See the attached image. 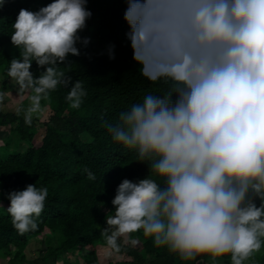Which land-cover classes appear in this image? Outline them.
<instances>
[{"label": "clouds", "instance_id": "9594fccd", "mask_svg": "<svg viewBox=\"0 0 264 264\" xmlns=\"http://www.w3.org/2000/svg\"><path fill=\"white\" fill-rule=\"evenodd\" d=\"M128 3L133 58L144 77L168 87L104 127L137 161L151 162L150 173L164 178V186L151 174L124 179L101 234L116 253L121 238L142 230L181 261L204 264L198 258L207 257V264H222L230 256L229 264H245L264 246V0ZM86 4L54 0L36 12L22 8L12 24L20 56L10 61L7 77L19 97L31 93L29 105L18 109L26 126L59 86L71 85L65 99L74 110L88 94L81 80L73 84L59 70L70 54L80 55L78 42H90L78 35L92 16ZM33 61L47 66L39 77L30 71ZM7 95L0 91V102ZM48 195L47 187L33 184L9 193L7 212L20 235L38 228Z\"/></svg>", "mask_w": 264, "mask_h": 264}, {"label": "trees", "instance_id": "16d2710c", "mask_svg": "<svg viewBox=\"0 0 264 264\" xmlns=\"http://www.w3.org/2000/svg\"><path fill=\"white\" fill-rule=\"evenodd\" d=\"M52 2L0 0V74L4 91L11 89L7 83L10 61L20 56V50L11 43L12 24L20 9L36 12ZM128 6V0H87L86 8L92 16L78 35L90 38V42H78L80 55L70 54L59 65L60 71L72 77L73 84L77 80L84 84L88 94L79 110L71 109L65 99L71 85L69 89L59 86L50 92L48 101H42L51 112L45 123L35 116L32 125L26 126L22 113L0 108V132L8 129L9 133L0 145V258L7 264H56L70 253H76V260H67L66 264H102L97 247L107 246L101 232L107 227V216L115 212L112 200L119 184L124 179L138 182L151 174L150 178L164 186V178L154 171L150 173L151 162L137 161L136 154L116 144L104 127L106 120L115 123L121 111L142 102L145 95L162 94L168 87L144 77L142 65L133 58L127 35L130 26L125 20ZM113 54L114 59L110 58ZM46 67L38 68L33 61L30 71L39 77ZM28 105L25 101L23 108ZM43 124L46 133L38 141L36 135ZM85 168L95 174L94 181L87 178ZM29 184L47 187L49 195L37 218L38 228L20 235L7 212L8 195L25 190ZM256 203L259 206V199ZM36 238H43L47 246L38 260L29 258L26 252ZM132 239L137 240L135 245ZM118 243L121 251H111L131 259L115 264H196L155 247L142 230ZM207 259L198 258L204 264ZM220 260L229 264L230 256ZM245 264H264V246Z\"/></svg>", "mask_w": 264, "mask_h": 264}, {"label": "rangeland", "instance_id": "374dc122", "mask_svg": "<svg viewBox=\"0 0 264 264\" xmlns=\"http://www.w3.org/2000/svg\"><path fill=\"white\" fill-rule=\"evenodd\" d=\"M3 77L0 74V91H4L3 90ZM7 83L8 85L11 87L10 90L6 91L8 93V95L5 97V99L3 100V102H0V108H2L5 111H13L15 113H18V109H23L24 107V103L29 102L30 103V95L31 93H26L23 95V97H19V93H18V85H14V82H12L9 79H7ZM23 115V111H20L18 114ZM50 110L49 109H45V111L43 112V114L41 116H39V119L41 120V122H46L48 120V118L50 117ZM35 117V116H34ZM46 133V127L43 124L41 126L40 132L36 135V139L39 141L41 140L44 135ZM9 135L8 133V129H2L0 132V145H3V141L4 139ZM23 145H25L23 143ZM22 145H20L21 147ZM19 147V148H20ZM24 147L21 148V150H23ZM47 250V246L43 241V238H36L33 239L31 241L30 246L27 249V253L29 255V258L31 259H40L41 256L44 254V252ZM97 254L98 257L100 259V262L102 264H115V263H119L121 261H128L131 258L124 256V255H119V254H115L111 251V249L107 246H98L97 247ZM69 260L70 263H74L76 260V253L74 254H68L65 255L63 257H60L56 264H66V261ZM0 264H7L3 259L0 258ZM39 264H44V262H41Z\"/></svg>", "mask_w": 264, "mask_h": 264}]
</instances>
